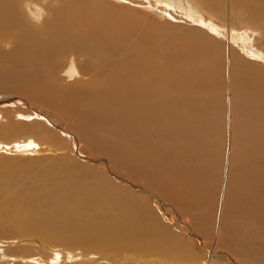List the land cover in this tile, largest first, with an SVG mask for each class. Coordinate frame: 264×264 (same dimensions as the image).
Returning a JSON list of instances; mask_svg holds the SVG:
<instances>
[{
	"label": "bare ground",
	"instance_id": "1",
	"mask_svg": "<svg viewBox=\"0 0 264 264\" xmlns=\"http://www.w3.org/2000/svg\"><path fill=\"white\" fill-rule=\"evenodd\" d=\"M192 1L218 19L228 17V28L205 25L194 11L179 13L171 1L156 3L172 18L179 13L193 22L202 39L213 44L219 41L214 31L233 35L250 16L254 21L249 24L262 36L256 39L250 34L249 38L264 51V0ZM31 5L48 12L43 21L35 18L38 11ZM129 25L100 0H0V95H4L0 97V119L12 112L22 117L14 104H29L31 115L39 117L33 124L53 127L41 131L46 135L42 144L66 153L53 160L62 169L48 174L29 178L16 172L0 173V225L12 234L15 231L46 243L50 257L63 263L88 254L111 264L258 262L262 252H254L253 241L248 249L243 246L240 255L235 252L240 244L230 235L224 233L216 242L204 240V233H212L218 225L225 231V211L264 213V175H251L254 166L244 170L232 164L227 170L214 161L211 164L214 144L205 132L214 131L209 124L218 127L219 120L213 121L209 114L226 107L221 101L227 97L229 134H233V116L240 115L245 135L263 138V54L249 55L230 43L224 45L225 57L217 47L204 53L196 48L182 55L167 47L157 51L151 38L142 36L138 24L131 29ZM218 55L223 67L216 68L217 59L214 69L204 66ZM224 72L228 85L218 87L216 79ZM15 129L16 133L23 131ZM182 132L196 143H179ZM132 137H138L137 144L129 142ZM147 137L154 142H147ZM32 142L38 146L34 140H14L15 151H33ZM71 142L87 154L90 165L81 167L66 149ZM164 144L178 147V156ZM197 154L204 160L178 162ZM222 174H226L225 183ZM253 178L256 184L250 181ZM31 186V192L22 194ZM10 188L17 199L5 193ZM221 194L224 202L218 213L222 219L217 221L219 214L212 205ZM208 205L210 215L204 217ZM70 249L79 254L73 255Z\"/></svg>",
	"mask_w": 264,
	"mask_h": 264
},
{
	"label": "rangeland",
	"instance_id": "2",
	"mask_svg": "<svg viewBox=\"0 0 264 264\" xmlns=\"http://www.w3.org/2000/svg\"><path fill=\"white\" fill-rule=\"evenodd\" d=\"M86 1L87 2H93V0H86ZM100 1H102L103 5L107 6L108 11L111 10V12L113 14L120 16V19H124V21H126V23L130 24L129 25L130 29H131V26H133V24H135V23L138 24L139 28L141 30V33L143 34L142 36L146 37L147 39L151 38L152 43H153L152 45L155 46L154 49H157V51H160L159 49L167 47L169 49L173 48L174 51H176L182 55L183 53H189L192 50L194 51V49H196V48H198V49L201 48V50H203V53H204V51L205 52L213 51L212 47H217L218 54H220L222 57H225L223 55L225 53L224 45L226 46V45H229L228 43H230V44L235 45L236 47L238 46L242 51H246L247 52V53L245 52L246 54L250 55L253 53L254 55L255 54L256 55H262V54L264 55L263 49H260L255 44L254 40H251L249 38L250 34H252L253 37L257 36L256 39H260L262 36V35H260V32L256 27L249 24V22L254 21L250 16H249L250 19L248 18V16H246L247 22L245 21L244 23H242V25L239 26V28L236 29L235 32L232 33L233 35L229 34L228 32H227V34L223 33V32H221L219 34V33L214 31L213 36H216V37L218 36L217 39L219 41H215V43H217V44H213L210 42L206 43V40L204 41V39H202V34H201L202 32L200 33V31L196 30L194 23L191 21H185L184 17L182 15H178V14L180 12L183 14L184 12L188 13L190 11H194L195 12V18L201 17L200 19H201V21L203 20V23L205 25L208 23H211L213 28H219V29H224V27L228 28L229 22H230L228 20L229 18L227 17V19H226V17H225L224 20L218 19L217 15H213V14L209 13L208 11H204L203 8H201L197 3L193 2L192 0H162L165 2L171 1V3L174 4V6H176V11L180 10V11H178L179 12L178 14H176L174 12H172V13H174L175 17L176 16H178V17L182 16L181 17L182 19H180L178 17L175 19L172 18L171 14L167 13L166 11H164V9H162V4L156 3L158 0H136L137 2H134V3H129L128 0H127V2H125V0H100ZM227 1L228 0H226L225 2L227 3ZM31 7L34 11H38L35 13V15H36L35 18L44 20V18H42V17H43V15H44V17H46L48 12L45 10H41V9H40L41 11L37 10L36 8H34L33 5H31ZM180 7L182 9H180ZM120 27L124 31L130 32L128 30V28L126 29L123 26H120ZM248 28L251 29L250 32L248 31ZM198 29L201 30V28H199V27H198ZM203 31L205 33H207L206 30H203ZM207 34H209L211 36L212 33L211 34L207 33ZM228 36H231V38L230 37L228 38ZM216 37H214V38H216ZM247 37H248V39H247ZM242 39H244V40H242ZM229 40H231V41L233 40L232 43ZM242 41H244V43H242ZM251 45H252V47H251ZM236 47H235V49H236ZM220 48L222 49V53H220ZM239 48H237V49L240 51ZM201 50H199V51L201 52ZM263 55L261 58L264 57ZM219 57H220L219 55L217 58L215 57L214 58L215 60L214 61L212 60V62H210L209 60L207 63L204 62V66L206 68L208 66V67H211V69H214L215 65H213V64L215 63V61L217 59L216 62L218 65L216 64V68L219 69L220 67H223L221 64V60H219ZM253 58H255V57H253ZM166 60L168 61L167 58H166ZM261 61L263 62V60H261ZM261 61H259V62H261ZM226 67L227 66L225 63L224 69ZM223 74H224V75H222L223 77L219 76V78L216 79V83H217L218 87L219 86L223 87L224 84H226V87L228 85V78H226V77H228V74H227V72H224ZM226 74H227V76L224 77ZM220 79H222L224 82L227 79V81L225 83H222L223 81ZM3 96L4 95H0V97H2V98H3ZM242 97H244V96H242ZM237 98H238L237 102L239 103L240 102L239 97H237ZM246 100H247V95H246ZM17 101H19V100H17ZM221 103L226 105V107L221 108L219 106L218 108L211 110L210 114H209V118L211 117V119L213 121L216 122L217 120H219L218 121V124H219L218 127L216 126L215 123L209 124V126H212L214 128V131L213 132L212 131L205 132V133L210 134V137H211L210 140L214 144L213 145L214 147L211 148L212 150L210 149V154H209L211 164L214 161L215 163H219L220 165H222L223 169H227V170L230 167V165L232 166V164H235L238 166L241 165V166H243L244 170L251 169L252 166H254L255 171L251 175H264V132H263V138H261V137L259 138L253 134L249 135L247 137L244 133V130L241 129V127H240V124H243L240 122L241 116L239 115V117H238V115H237V118L235 116H233V118H232V122H233L232 132H233V134L232 135L229 134L230 129L228 127L231 126L229 124V116L231 118V112L229 110H227L228 109L227 97H226L225 101H221ZM240 103L244 104V102H240ZM14 105H16L18 111H20V113L22 115L23 114L24 115L21 117V116L16 115L14 112H12V113H10V117L3 116V118L0 119L1 120V122H0V168H1L0 173L6 175V174L16 172V173H18L17 175H23V176H27V177L29 176V178H31V177H38L40 175L48 174L49 172L56 171L59 168L62 169L59 162H54V161H55V159H58V158L61 159V156L63 155V153L66 154L65 151L61 152V151L53 150L50 145L47 146L46 144H42L43 141L41 140L42 136L45 135L41 131H46V129H48V128H50V130H52V128H53L52 125L50 123H46L47 127L42 126L40 128L39 124H37V123L33 124L34 122L39 121V117H33V115H31L32 110L30 107H27L29 104L24 103V102H18V103H15ZM2 106L4 108H6V106L8 107L9 105H2ZM33 107H36L40 110L42 109L44 111H47V109H48V107L43 106V105H39V107H38V105L33 104ZM253 107H255L254 110L256 112H261V109L257 108L256 106H253ZM251 108L252 107L250 106L249 109L252 110ZM8 114H9V112H8ZM21 114H19V115H21ZM32 114H33V112H32ZM27 115H29V116H27ZM207 116H208V114H207ZM262 116H263V120H264V115H262ZM227 119H228V121H227ZM236 124L238 126H236ZM13 125H15V127ZM37 125H39V126H37ZM18 126L20 128H23V131H21L20 133H16L17 129H15V128H19ZM246 126H248V123ZM31 127H32V129H31ZM44 127H45V129H44ZM42 128L44 130H42ZM205 128H208V127H205ZM250 130H252V133H253V128H251ZM12 132H14V133H12ZM3 133H4V135H3ZM67 137L69 138L71 136L69 135ZM14 140H18L21 142H30V140H34L35 142H37L38 146H36V144L32 142L33 143L32 144L33 151H32V148L30 149V151L25 150L26 153L24 151H18V150L15 151V146L17 144L14 143ZM146 140H147V142L148 141L154 142L152 137H147ZM192 140L193 139L192 138L190 139L186 135V133H184V132L180 133L178 138H177V141L183 145H185L183 143V141H190L191 142ZM129 142L132 144H137L138 143V137L130 138ZM195 143L196 142L194 141V143H191V144L194 145ZM22 144H26V143H22ZM39 145H40V147H39ZM6 146H8V147H6ZM11 146H13V147H11ZM74 146L75 145H73V143H72V145L67 146L66 149L70 150L73 153L76 160H78L81 163V167H83L85 165H90L89 162L86 161L87 154L83 153L80 149H77V147H74ZM163 146L165 148L172 149V152L171 151L170 152L172 153L173 156H175V157L178 156V153H179L178 147H176L175 145L171 146L168 144H164ZM36 147H38V149ZM4 148L6 149V151ZM180 157L181 156H179V158ZM181 160H182V162H181ZM202 160H204V156L197 154L194 157H192V159L189 156H184V158L178 160V162L180 161L179 163L183 164L184 162H192V161L200 162ZM50 166H51V168H50ZM240 171H243V170H240ZM89 173H91V172H89ZM225 176H226V174H225ZM225 176H223V174H222V177H223L222 181L224 183H225V178H224ZM239 176H242L241 172H239ZM246 176H247V174L244 177H246ZM250 181L254 182L255 184L257 182L256 179H254V178L251 179ZM224 183L222 185L223 189H224ZM32 189H33V186L25 188L23 190L22 194L29 193V192H31ZM13 191H14V188L5 189V193L8 195H10V194L13 195ZM13 197H14V195L12 196V200L17 199V198H13ZM222 198H223V195L221 194L218 197L219 200L217 201V203L212 205L213 208L216 207V210H217L216 213L222 212L221 208L223 207L222 205L224 202V199H222ZM251 210L253 211V209H250L247 211H245V210L242 211L240 209L225 211L224 212V217H225L224 220L226 222L225 231L223 232L222 229L220 228V226L218 225L215 227V230H213V228H211L213 230L212 233L214 232L213 234L210 233L211 234L210 235L209 233L207 234V232L204 233L206 235H203V236L207 237V238L203 237L204 240L208 241V242H210V241L216 242L217 237H219L220 235H223L224 233H225V235H230L235 239L236 242H238L240 244L239 245L237 243L239 245V247H238V252L235 251L236 253H239L241 251V249L243 248V246L246 249H248L250 246H252L251 244L253 241L254 246L256 244L255 247L257 248V250L255 251V247L252 246L254 248V252H257V251L259 253L262 252L263 255H262V253L259 254L258 262L253 261V263H252V261L251 260L250 261L252 264H263L261 261L262 259H260V257L264 256V223L261 222L264 219V218H262V217H264V213L258 212V211H256L254 213V211H253L254 214L253 213L247 214V212H249ZM210 211H211V208L209 207V205L206 206L202 212L203 216L204 217L209 216ZM238 211L240 212L239 214H238ZM0 212H1V210H0ZM244 213H245V215H244ZM218 214L219 215L215 216L217 221L222 219L220 216V213H218ZM0 215H1V213H0ZM239 215H241V216H239ZM242 215H244V216H242ZM245 216H247V217H245ZM216 220H215V222H216ZM188 221H191V219L188 218ZM3 226L4 225H0V264H69V263L70 264H81L83 262L84 263H90V264H106V263L111 264L109 262H103L101 259H99L97 256H95L93 254H90V255L88 254L87 257H84L83 259H81L82 256H80V258H77L75 261H70V258H69V260H66V263H63V261L61 259L58 261L57 257H55V258L50 257L51 253H49L47 250L45 251V249L48 248L46 243H44L40 240H37L33 236L31 238L30 236L21 235L19 233H16L15 231L12 234L7 230V228H5V226L4 227ZM238 239H240V240H238ZM27 240H29V241H27ZM244 243H245V245H243ZM261 246H263V247H261ZM258 248H260V249H258ZM70 250H71L70 252H73V255L79 254L76 249H70ZM44 252H46V253H44ZM259 261H261V262H259Z\"/></svg>",
	"mask_w": 264,
	"mask_h": 264
},
{
	"label": "snow or ice",
	"instance_id": "3",
	"mask_svg": "<svg viewBox=\"0 0 264 264\" xmlns=\"http://www.w3.org/2000/svg\"><path fill=\"white\" fill-rule=\"evenodd\" d=\"M125 2H127V0H125Z\"/></svg>",
	"mask_w": 264,
	"mask_h": 264
}]
</instances>
